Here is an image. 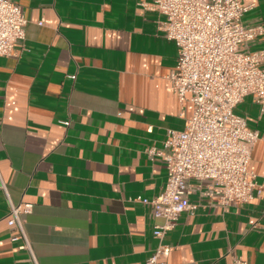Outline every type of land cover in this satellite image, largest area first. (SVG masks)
Listing matches in <instances>:
<instances>
[{
	"label": "crops",
	"instance_id": "0c3cea01",
	"mask_svg": "<svg viewBox=\"0 0 264 264\" xmlns=\"http://www.w3.org/2000/svg\"><path fill=\"white\" fill-rule=\"evenodd\" d=\"M11 1L27 24L0 56V264H30L9 239V201L31 205L38 264H146L162 220L137 199L158 196L167 170L145 150L192 115L171 87L177 47L163 17L141 6L152 0ZM239 1L242 23L264 27V0ZM248 48L264 53V35ZM234 112L258 133L247 171L260 193L223 209L203 195L209 181H190L196 209L166 234V264H264V115L251 95Z\"/></svg>",
	"mask_w": 264,
	"mask_h": 264
},
{
	"label": "built area",
	"instance_id": "2783aa9c",
	"mask_svg": "<svg viewBox=\"0 0 264 264\" xmlns=\"http://www.w3.org/2000/svg\"><path fill=\"white\" fill-rule=\"evenodd\" d=\"M141 6L163 17L158 29L177 47L171 87L181 105L192 104L182 131L168 130L160 148L145 150L150 161L166 165L163 191L151 200L137 199L162 220L153 231L157 246L146 264H166L172 249L166 234L182 213L196 209L189 202L190 181H209L203 195L223 209L245 205L253 191L260 193L255 175L247 171L258 133L234 109L251 95L264 115V53L248 48L264 35V27L242 23L247 8L239 0H152ZM26 24L18 4L0 0L1 57L13 55L14 44L25 38ZM0 188L6 193L1 179ZM30 209L31 205L9 201L6 224L10 241L27 252L30 264H38L23 218ZM232 264L247 262L234 256Z\"/></svg>",
	"mask_w": 264,
	"mask_h": 264
}]
</instances>
